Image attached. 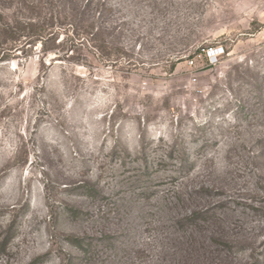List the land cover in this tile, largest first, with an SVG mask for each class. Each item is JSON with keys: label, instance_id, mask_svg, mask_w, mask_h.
Here are the masks:
<instances>
[{"label": "rangeland", "instance_id": "1", "mask_svg": "<svg viewBox=\"0 0 264 264\" xmlns=\"http://www.w3.org/2000/svg\"><path fill=\"white\" fill-rule=\"evenodd\" d=\"M0 264H264V0H0Z\"/></svg>", "mask_w": 264, "mask_h": 264}, {"label": "trees", "instance_id": "2", "mask_svg": "<svg viewBox=\"0 0 264 264\" xmlns=\"http://www.w3.org/2000/svg\"><path fill=\"white\" fill-rule=\"evenodd\" d=\"M31 27H34V25L33 24H31L30 25ZM29 36V35H28ZM18 38H21V35L19 36L18 35ZM23 38H26V40H30V44L31 45H35L36 43H38V42H42V44H44V40L42 39V37H40V36H37V35H35V36H32V37H23ZM44 54H47L46 53V49H44Z\"/></svg>", "mask_w": 264, "mask_h": 264}, {"label": "built area", "instance_id": "3", "mask_svg": "<svg viewBox=\"0 0 264 264\" xmlns=\"http://www.w3.org/2000/svg\"><path fill=\"white\" fill-rule=\"evenodd\" d=\"M210 52H211V54H212L213 56H219V54H218V53H219V52H218V49H215V50H214V49H211ZM221 54H222V53H221Z\"/></svg>", "mask_w": 264, "mask_h": 264}]
</instances>
